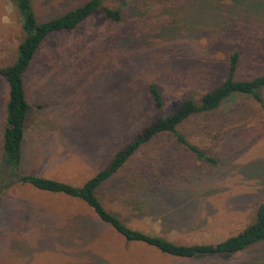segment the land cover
Masks as SVG:
<instances>
[{
	"label": "rangeland",
	"instance_id": "rangeland-1",
	"mask_svg": "<svg viewBox=\"0 0 264 264\" xmlns=\"http://www.w3.org/2000/svg\"><path fill=\"white\" fill-rule=\"evenodd\" d=\"M83 1L33 5L46 20ZM106 4L123 7L125 22L100 12L51 35L25 76L31 108L22 173L81 185L158 115L225 78L231 52H241L239 78L264 72V0ZM24 36L14 3L0 0V66L15 60ZM151 82L162 93L161 109ZM7 100L0 75V165ZM180 130L218 164L197 161L161 135L100 196L135 229L183 244L221 241L251 223L264 203V113L238 96ZM178 183L182 188L173 189ZM0 264H264V242L231 256L179 258L127 241L82 200L16 181L0 190Z\"/></svg>",
	"mask_w": 264,
	"mask_h": 264
},
{
	"label": "trees",
	"instance_id": "trees-1",
	"mask_svg": "<svg viewBox=\"0 0 264 264\" xmlns=\"http://www.w3.org/2000/svg\"><path fill=\"white\" fill-rule=\"evenodd\" d=\"M20 15L22 30L25 34L19 43L15 60L0 66V75L8 86L6 120L3 129L2 155L0 165V190L7 189L12 183L28 184L37 190L63 194L82 200L103 223L110 225L127 241L142 242L153 246L163 253L179 258H204L231 256L248 250L264 242V203L256 208L255 219L241 231L213 243H177L159 234H152L131 227L122 217L111 210L103 201L100 192L107 182L121 174L137 152L153 139L169 135L188 154L206 165L218 164V158L192 142L180 126L196 115L210 114L222 108L231 98L249 97L264 113V72L250 78H239L241 52L229 54L227 74L218 84L204 90L199 98L190 95L173 111L160 114L136 132L122 147L117 149L109 162L81 185L46 177L36 173H22L24 160L23 148L26 125L31 105L25 84V76L33 64L43 43L53 34L77 29L90 17L102 12L114 24L125 22L126 14L120 5L106 4V0H85L79 5L57 13L46 20H40L33 0H10ZM149 94L153 104L161 109L163 96L155 82L149 84ZM182 188L178 183L173 189Z\"/></svg>",
	"mask_w": 264,
	"mask_h": 264
}]
</instances>
